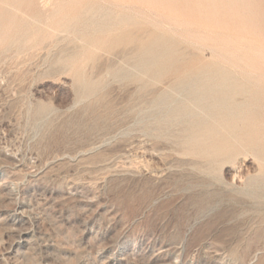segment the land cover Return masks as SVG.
I'll return each mask as SVG.
<instances>
[{
	"label": "rangeland",
	"instance_id": "374dc122",
	"mask_svg": "<svg viewBox=\"0 0 264 264\" xmlns=\"http://www.w3.org/2000/svg\"><path fill=\"white\" fill-rule=\"evenodd\" d=\"M59 1L0 0V264H264V157L192 153L157 101L184 96L116 43L164 34L264 90V0Z\"/></svg>",
	"mask_w": 264,
	"mask_h": 264
},
{
	"label": "bare ground",
	"instance_id": "6f19581e",
	"mask_svg": "<svg viewBox=\"0 0 264 264\" xmlns=\"http://www.w3.org/2000/svg\"><path fill=\"white\" fill-rule=\"evenodd\" d=\"M48 7L47 11L53 8ZM86 12L89 17L85 21L86 28L96 26L99 30H111L133 24L130 16H118L109 8L89 7ZM62 27L69 30L67 24ZM116 43L136 45L133 61L137 76L148 77L149 82L158 86L170 78L172 89L184 96L173 101L170 94L163 93L157 101L164 110L166 122L186 125L185 145L192 153L213 159H233L239 153L264 157V147L258 146L264 141V121L256 117L264 99L258 79L237 75L228 68L230 66L217 61L185 58L187 53L179 50L178 41L164 34L150 32L139 37L125 33ZM123 76L132 77V74L124 73ZM80 82L87 95L99 88V83L92 80L81 79Z\"/></svg>",
	"mask_w": 264,
	"mask_h": 264
}]
</instances>
